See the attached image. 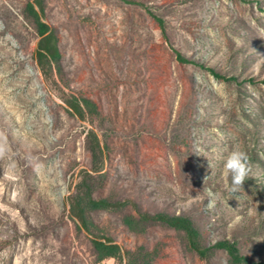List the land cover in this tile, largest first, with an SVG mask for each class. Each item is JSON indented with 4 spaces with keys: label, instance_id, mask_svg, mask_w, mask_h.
Returning <instances> with one entry per match:
<instances>
[{
    "label": "rangeland",
    "instance_id": "1",
    "mask_svg": "<svg viewBox=\"0 0 264 264\" xmlns=\"http://www.w3.org/2000/svg\"><path fill=\"white\" fill-rule=\"evenodd\" d=\"M236 142L251 172L229 194ZM94 238L264 264V0H0V264H125Z\"/></svg>",
    "mask_w": 264,
    "mask_h": 264
},
{
    "label": "trees",
    "instance_id": "2",
    "mask_svg": "<svg viewBox=\"0 0 264 264\" xmlns=\"http://www.w3.org/2000/svg\"><path fill=\"white\" fill-rule=\"evenodd\" d=\"M29 11L31 12L40 36L42 37L41 43L39 46V50L37 51V56H39L38 60L41 62L44 59L49 62L58 63L59 58L61 57L60 51L53 41V32L49 29L48 25L41 21V17L37 14L34 7L30 4ZM89 205L93 209H101L104 206L105 201H96L89 197ZM169 223H171L174 227H178L181 229H185L187 233L190 235L192 239H195L197 235L195 229L188 219L185 218H173L168 217ZM131 218L126 219V224L131 225ZM84 227L88 230L87 223L84 221ZM96 253L98 254L99 261H106L108 259L114 258L120 263L124 262L125 264H153V259L151 253L145 250V248L134 250H127L122 248L120 245L113 243L110 239L105 238H94L92 240Z\"/></svg>",
    "mask_w": 264,
    "mask_h": 264
},
{
    "label": "clouds",
    "instance_id": "3",
    "mask_svg": "<svg viewBox=\"0 0 264 264\" xmlns=\"http://www.w3.org/2000/svg\"><path fill=\"white\" fill-rule=\"evenodd\" d=\"M224 169L227 175L231 177V185L227 187L229 194L242 191L244 181L250 176L251 166L250 158L243 150L240 142L234 144L233 150L230 151L224 161ZM208 204L207 209L212 210L217 203V194L207 190Z\"/></svg>",
    "mask_w": 264,
    "mask_h": 264
}]
</instances>
